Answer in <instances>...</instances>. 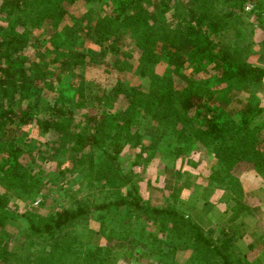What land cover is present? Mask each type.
Masks as SVG:
<instances>
[{
    "label": "trees",
    "instance_id": "trees-1",
    "mask_svg": "<svg viewBox=\"0 0 264 264\" xmlns=\"http://www.w3.org/2000/svg\"><path fill=\"white\" fill-rule=\"evenodd\" d=\"M95 1L99 0H0V182L7 189L25 194L37 191V181L20 161L26 135L23 127L33 124L54 138L51 142L57 152L71 154L79 165L86 156L97 152L95 165L90 167L97 174L99 169L107 172L106 180L124 187L125 195L111 201L77 203L40 219L37 225L29 226L30 236L40 237L43 245L37 251L28 249L17 257H9L2 231L14 211L9 205L10 196L6 191L0 192V264H29V261L33 264H115L113 249L109 246L85 250L73 246L87 236L84 225L80 227L78 239L69 231L77 221L112 207L122 208V223L133 221L144 238H151L141 254L129 246L120 247L119 252L125 257L138 260L161 252L165 246L170 253L191 250V259L184 264H264V253L250 261L237 255L235 246V241L244 235L241 226L246 225L244 218L250 216L252 209L242 198L239 179L231 169L242 161L247 148H259V142L264 140L261 138L264 118L253 124L264 112V105H230L237 92L264 79V66L247 59L251 44L244 37L242 44L226 42L225 36L233 30L234 35H240L233 10H241L247 0H187L183 15L175 24L153 21V14L143 0H116L108 17L112 16L133 32L141 64L146 67L163 63L165 71L148 72L150 88L147 90L118 82L104 102L102 97H97L94 109L79 111L81 119L75 121L76 109L87 105L85 100H78L77 96L83 94L78 86L68 82L87 52L77 49L74 43L80 34L83 39L94 38L108 47L113 46V39L121 38L107 24H103L102 31L98 29L100 24L86 25L85 31L84 27L61 25L69 5ZM163 2L166 6L173 2L176 11L179 9L173 0H153L152 4L156 9ZM216 2L227 3L231 8L219 9ZM255 5L264 30V1H255ZM43 26L47 28L50 44L47 60L45 54L36 57L27 54L30 42L40 41L39 38L32 40L30 31ZM107 49L101 50V57ZM187 64L193 65L197 72L206 71L208 76L195 80L184 72ZM140 119H146L145 131L156 136L154 144L167 142L177 154L190 141H196L186 133L189 128L197 130L208 155L212 154V165H216L212 179L235 188L224 193L226 203L232 202L228 230L214 235V229L205 230L174 204H152L141 194L133 171H123L119 159L126 143L141 144L142 134L138 128L132 130ZM163 152L162 149L160 153ZM164 168L171 171L170 166ZM256 170L264 178V155L259 158ZM175 185L170 187L171 192L179 191ZM148 224H154L156 231L147 230ZM158 233L162 239L157 237ZM127 235L126 230L111 227L105 237L125 240ZM258 242L259 238H255L248 247ZM22 256L30 259L23 260Z\"/></svg>",
    "mask_w": 264,
    "mask_h": 264
},
{
    "label": "rangeland",
    "instance_id": "rangeland-1",
    "mask_svg": "<svg viewBox=\"0 0 264 264\" xmlns=\"http://www.w3.org/2000/svg\"><path fill=\"white\" fill-rule=\"evenodd\" d=\"M173 1H177L179 5L177 11L173 2H170L171 6L170 4L166 6L163 2L156 9L153 7V0H143V4L148 11L152 12L153 21L175 24L183 15L187 0ZM255 1L258 0H247L241 10L232 9L237 17L234 22H236V29L239 30L240 35H234L233 30L225 37L226 42L236 41L241 44L244 43L245 38V41L251 44L247 59L255 65L264 66V30L263 23L258 18L259 8L256 9ZM218 3L216 2L219 9L229 6L227 3ZM115 4L116 0L76 2L68 6L67 13L61 22L63 27L74 25L78 29L84 27V31L86 25L96 24H100L98 29L102 31L103 24H107L115 29L116 35L121 36L119 39H113L112 47H108L106 43L99 44L94 38L83 39L81 34L74 43L77 49L87 52V56L75 69L74 76H70L68 82V85L73 83L78 86L83 93L77 96L78 100H85L87 105V108L76 109L75 121L81 119L79 111L94 109L98 104L97 97H102L101 101L104 102L106 95L118 82L137 85L147 90L150 88L148 72L152 69L156 74L165 71L166 65L163 63L149 64L146 67L141 64V54L135 46L133 32L123 26L120 21L116 22L112 16V18L108 17L110 7ZM44 26L30 31L32 40L39 38L40 41L30 42L27 54L30 57L45 54L47 60L50 44L46 34L47 28ZM104 47L108 48V52L101 57L100 52ZM184 72L195 80H203L208 76L206 71L197 72L194 66L189 64L185 66ZM243 104H253L257 107L264 105V79L260 84L237 92L230 103L233 106ZM263 118L264 112L253 121V124L259 123ZM139 123L132 130L138 128L142 134L141 144L131 146V142L126 143L119 159L123 171L130 169L133 171V178L137 181L145 199H150L152 204L156 205L174 204L191 220L202 225L205 230L214 229V235L220 230H228L229 206L232 202L226 203L224 193L235 188L229 186L228 183L215 182L212 179L216 165H212V154L208 155V150L204 148L197 130L193 127L189 128L186 133L196 141H190L187 147L181 152L178 151L177 154L173 146L167 142L154 144L156 136L152 137L143 128L147 125L146 119H140ZM23 129L26 135L23 138L24 152L20 158L21 165L37 181L38 188L30 195L7 189L0 182V192L6 191L10 196L9 205L14 211L2 231L5 248L10 251L9 257H17L18 254L28 249L37 251L43 245L40 237L30 236L29 226L37 225L40 219L48 218L62 208L74 207L77 203L92 204L93 201H111L125 195L124 187L119 188L106 180L107 172L99 169L100 172L97 174L96 169L90 167V165H95L94 159L99 156L97 152L92 154L93 156H86L79 165L72 160L71 154L57 152L51 142V139H54L51 135L40 132L33 124L26 125ZM261 136L264 138V129H262ZM259 143L261 144H257L259 148H247L242 154V161L237 162L231 169L234 175L240 178L241 196L252 209L250 216L244 218L246 225L241 226L244 235L235 241L237 255L244 256L250 261L264 253L262 249L264 247V186H262L264 178L256 170L259 158L264 155V140ZM162 149L165 150L163 154L160 153ZM169 166L172 168L171 171L164 168ZM170 172L174 176H170ZM172 184H176L174 187L179 191L171 192ZM204 187L207 189L204 190ZM235 193L238 194L237 191ZM121 209V207H112L106 211L100 209L85 220L77 221L69 228L72 237L78 239L82 225L86 227L87 236L82 241L73 243V246L82 250L109 246L113 249L115 264H184L191 259V250L182 249L170 253L169 249L164 248L165 246L161 252L140 257L138 260L122 255L119 248L128 246L137 254H141L151 238H144L140 230L134 227L133 221L128 220L122 223L120 221ZM111 227L121 231L126 230L127 239L107 240L105 236ZM147 230L156 231V226L148 224ZM250 232L253 234L251 235ZM157 237L162 239L159 233ZM255 238H259L260 242L254 243L251 248L248 247V244L253 243ZM152 247H156V244ZM21 259L27 260L30 257L22 256ZM29 264L33 263L29 261Z\"/></svg>",
    "mask_w": 264,
    "mask_h": 264
},
{
    "label": "crops",
    "instance_id": "crops-1",
    "mask_svg": "<svg viewBox=\"0 0 264 264\" xmlns=\"http://www.w3.org/2000/svg\"><path fill=\"white\" fill-rule=\"evenodd\" d=\"M172 169V168H171ZM249 172H251V171H249ZM256 172H254V174H255ZM258 175V174H257ZM170 176H174L173 174H171V172H170ZM257 178H259L260 179V177H257ZM240 179V178H239ZM241 181V180H240ZM264 182V181H263ZM262 186H264V185H262Z\"/></svg>",
    "mask_w": 264,
    "mask_h": 264
}]
</instances>
